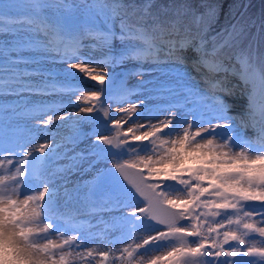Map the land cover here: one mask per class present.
Returning <instances> with one entry per match:
<instances>
[{
    "label": "snow or ice",
    "instance_id": "obj_1",
    "mask_svg": "<svg viewBox=\"0 0 264 264\" xmlns=\"http://www.w3.org/2000/svg\"><path fill=\"white\" fill-rule=\"evenodd\" d=\"M249 6H231L216 28L222 4L198 11L173 0L154 11L152 0H26L18 11V0H0V92L54 94L78 108L73 117L42 103L27 136L0 133V264H264V51L238 11ZM85 37L99 57L81 54ZM189 49L205 88L185 72L154 91L139 80L141 98L108 70L147 60L183 67ZM53 53L67 67L45 76L34 65ZM238 90L245 107L231 114L226 97ZM153 96L164 104L150 107ZM71 119L91 122L74 139L90 134L92 157L114 169L110 199L75 215L59 210L57 186L90 158L71 148L53 171L61 146L46 131ZM109 204L120 217L111 226L95 211Z\"/></svg>",
    "mask_w": 264,
    "mask_h": 264
},
{
    "label": "rangeland",
    "instance_id": "obj_2",
    "mask_svg": "<svg viewBox=\"0 0 264 264\" xmlns=\"http://www.w3.org/2000/svg\"><path fill=\"white\" fill-rule=\"evenodd\" d=\"M18 2L20 4V7L24 8V6L26 4V1H24L25 4L22 3L21 0H18ZM69 3H70V0H69ZM18 11H20V10H18ZM0 39H4V37L0 36ZM88 41H90L88 37H85L83 39L82 47L80 49L81 54L84 52L83 50L86 49V46H89L90 43H87ZM118 44H119V41H118ZM101 53H102V50L100 52L97 50V51H94L93 55H91V56L92 57H99L101 55ZM53 58H56L55 53H53ZM53 58H52V56L51 57H45V58L41 59L39 64L34 65V67L43 69L46 76H48L49 74H51V75L56 74V70H58L57 68H59L58 72L61 74L62 68L67 67V65L62 64L60 59L56 58V61H54V60H52ZM76 62H79V61H76ZM161 63H163V64H161ZM161 63L155 65L154 67H148L149 64H147V61L142 62V64H140V65L136 64L135 62H126L123 65H120L121 69L112 70L111 68H109L108 70L114 74L117 83H122V85H124V83H125L126 87H131V89L136 91L137 96H139L141 98L143 97V95L147 94V93H144L143 90L139 88L138 81L141 80V79H143L145 81V85L150 90L154 91L155 90V86H157L159 84H163V83L172 82L173 77L177 76V74H183V73L187 72V73H190V75L192 77V80L194 82H196L199 85V87L202 88V83L200 82V80L198 78H196V76L193 75L191 67L189 65L184 64L183 67H177L171 61H168V62H163L162 61ZM138 70L143 71V73H144L143 76L138 77V76L131 75V73H133L135 71H138ZM185 79H187V77H185ZM190 82H192V81H190ZM34 96L35 97L38 96V97H36V100L33 101V103H31V104H34V105L38 104L37 106H39L41 104V101L43 100L42 98H45V101L50 102V101H48L50 99H46L45 95H42L41 96L42 98L39 95H34ZM49 96L52 97V96H54V94H49ZM137 96H133L132 97L133 101L137 100ZM54 97L55 98H51V100L53 101V103H55L54 105L60 110L61 114H63L64 112H66L68 110H77L78 109V108H72V107L69 106V101H68L67 97H62V96H58V95H56ZM227 98L229 100L231 99L229 97H227ZM235 98H237L238 101H241L242 103L245 102L243 96H238V97H235ZM167 99L170 100L171 97H168ZM164 100H165L164 97L153 96L152 100L150 101V105L149 106L150 107H154L156 105L164 104ZM229 100H228V102H229ZM229 104L231 106V114H235L236 113L235 109H238L237 112H240L241 110L244 109V108H240L239 109V105L237 106V104H236V106L233 105L231 102H229ZM124 105H126L125 107L128 106L127 104H124ZM181 105H183V101H181ZM37 106H35V107H37ZM164 106H166V104ZM35 107H33V108H35ZM109 107L114 108L115 105H110ZM20 108H24V107H19L17 109H20ZM17 109L13 108L11 110L14 111V110H17ZM182 110H183V112L185 114H188V113L191 112V109L186 107V106L183 107ZM31 114L32 113H31V110H30L29 112L22 113L20 118H19V121L21 122L22 125L24 124L25 126L26 125L29 126L28 128H26L27 131L23 132L22 135H27L28 134L29 128L31 126V123L29 121V117H30ZM9 118H11L10 115H8L7 118L4 119V121L8 120ZM186 118L191 119V115H186ZM15 123H16V121H15V118H14L12 126L14 128H20V127L16 126ZM81 126H82V123L78 125L76 123V121H74V120H67L66 126L65 127L61 126V127H59V129L60 130H66L67 132H70V133L74 134L73 130H76L77 128H79ZM21 129H24V127L20 128V130ZM53 130H54V127L52 126L51 129H50V132H49V134L51 136H52V131ZM15 133H16V131L13 132L14 135H16ZM246 137L248 139L252 138L249 134L246 135ZM44 138L45 137L40 138L36 142L37 143H42V142H44V140H43ZM64 140H66L65 142L67 144L64 145V147L60 149L61 155L57 158L59 160L60 164L64 163V160H62V161L60 160L61 158L64 159L63 158L64 152L62 151V149H64V148L67 149L69 147V144L72 143V142H69V141L72 140V136L71 135H67V137H65ZM77 144H79V142ZM65 146H67V147H65ZM71 148H75V146L71 147ZM76 151H78V148L76 149ZM90 153H92V152H87L89 158L91 159L92 155ZM102 163H103V165L105 167V170H104V172L98 173L100 175L98 178H93V176H91L87 180H85V178H86V176H85L83 178V180L80 181L81 184H83V183L87 184V187L88 186L89 187L97 186L101 190L100 194L96 198H94L92 196V197L82 198L81 200H76V202H79L77 205H79L80 208L82 207V205H84V207L81 208V210L83 212L85 210L87 212L91 211V209L86 208L85 205L91 203L92 201L103 202V201H107V200L110 199L111 181H110V177H109V170H113V169H110L113 166V163H112V161L110 159H105V158L102 161ZM86 166H87V164H85V166H84L82 171L76 172L74 170V174L71 175L69 179H71L73 176H75V175H77L79 173H82L84 171V169L86 168ZM57 170H58V168H55V167L53 168V171H57ZM67 181H62V182L65 183ZM93 181H94V184L92 185ZM72 186H73V184L66 185V187H63L64 188L63 190H60V191L57 192V195L62 197L63 201L67 200L64 203H67L68 200L70 199ZM66 193H70V195H66ZM95 211L100 213V220H103L105 224L111 226L114 223L115 224L119 223V219H120L119 210H118V208H117V206L115 204H109V207H107V208H97V209H95ZM91 219L92 218L90 217V220ZM98 223H99L98 220H92V225H95V224H98ZM143 234L144 233L141 232L138 235H143ZM255 239L258 240L259 237H255ZM89 246H91V247L93 246L94 247L95 244L90 242ZM155 254H158V253H150V255H155Z\"/></svg>",
    "mask_w": 264,
    "mask_h": 264
},
{
    "label": "trees",
    "instance_id": "obj_3",
    "mask_svg": "<svg viewBox=\"0 0 264 264\" xmlns=\"http://www.w3.org/2000/svg\"><path fill=\"white\" fill-rule=\"evenodd\" d=\"M24 1L22 0V3H24ZM71 2L72 0H70V3ZM83 2L84 0H75L77 4H82ZM89 2H91V0H89ZM137 2L144 3L145 0H137ZM172 2L173 0H152L153 10L155 11L160 8V6L168 5ZM176 2H180V0H176ZM187 2L192 4L198 11L204 10L199 7L202 3L222 4L223 8L220 11L219 23L215 26L216 28H219L226 22L225 14L231 6L250 5L246 10L239 8L238 11H244L245 13L244 18L248 22L250 28L249 39L259 42L260 50L264 51V30L261 29V21L264 20V0H187ZM209 38H211V34H209ZM245 43H247V41ZM188 51L194 54L190 49ZM237 93H240L239 90Z\"/></svg>",
    "mask_w": 264,
    "mask_h": 264
},
{
    "label": "bare ground",
    "instance_id": "obj_4",
    "mask_svg": "<svg viewBox=\"0 0 264 264\" xmlns=\"http://www.w3.org/2000/svg\"><path fill=\"white\" fill-rule=\"evenodd\" d=\"M2 99L3 100L0 101V110H2L3 106L9 105V104H13L14 102H18V100H10V99L8 100L7 98H3V97H2ZM21 103H23V102H21ZM8 115H10L11 118H9L6 121H3V123L0 124V133L4 134L5 136L14 135L13 132L19 131V129H20V128H14L12 126L13 119L15 117L12 116L11 112L0 113V119L1 118L5 119V118H7ZM9 125H11V127Z\"/></svg>",
    "mask_w": 264,
    "mask_h": 264
},
{
    "label": "water",
    "instance_id": "obj_5",
    "mask_svg": "<svg viewBox=\"0 0 264 264\" xmlns=\"http://www.w3.org/2000/svg\"><path fill=\"white\" fill-rule=\"evenodd\" d=\"M118 174V173H117ZM119 175V174H118Z\"/></svg>",
    "mask_w": 264,
    "mask_h": 264
}]
</instances>
